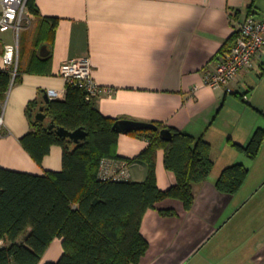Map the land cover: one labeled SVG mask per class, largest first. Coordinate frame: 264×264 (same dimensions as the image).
I'll return each instance as SVG.
<instances>
[{"label":"crops","instance_id":"1","mask_svg":"<svg viewBox=\"0 0 264 264\" xmlns=\"http://www.w3.org/2000/svg\"><path fill=\"white\" fill-rule=\"evenodd\" d=\"M34 4L35 13L28 9L31 24L19 35L18 77L12 76L0 101V167L38 175L61 170V146L52 145L39 164L21 145L20 138L30 129L26 109L49 91L64 99L60 65L88 58L93 80L103 87L94 99L103 116L160 123L202 137L212 148L213 168L204 181L193 184L189 211L181 201L167 198L143 214L140 233L148 248L136 264H264V139L254 158L234 145L244 147L255 131L264 130V48L231 81L234 92L203 84L204 74L233 45L246 16L264 20V0ZM6 32L7 42H12V32ZM148 144L145 137L118 133L115 159L127 161L129 180L146 178L148 166L137 156ZM236 163L248 169L243 183L232 194L218 190L220 173ZM155 176L161 190L175 181L161 148L156 151ZM158 208H173L176 214L163 216ZM62 253V238L55 237L40 264L55 262Z\"/></svg>","mask_w":264,"mask_h":264},{"label":"trees","instance_id":"2","mask_svg":"<svg viewBox=\"0 0 264 264\" xmlns=\"http://www.w3.org/2000/svg\"><path fill=\"white\" fill-rule=\"evenodd\" d=\"M35 13L34 0H27ZM251 15V14H248ZM18 73L15 75V79ZM12 80L8 70L0 69V101ZM81 86L66 83L64 99L45 103L32 100L26 113L30 129L20 143L41 163L52 145L62 148V168L32 174L0 167V264H40L47 246L62 238L63 253L55 262L43 264H136L148 248L140 233L145 211L157 202L177 199L189 211L194 202L193 184L204 181L213 168L211 144L202 137L169 128L170 141L159 130L131 131L149 144L137 156L148 166L143 181L102 180L98 168L103 158H119L115 148L118 133L112 130L114 118L103 116L86 101ZM44 105V120L35 119ZM55 126L50 128L49 126ZM159 129L165 128L154 123ZM56 127L75 130L82 127L87 136L78 143L57 134ZM264 139L258 129L246 146L234 145L254 158ZM164 151V165L173 173L174 183L165 190L157 186V149ZM248 169L236 163L225 167L215 182L218 190L232 194L243 183ZM163 216L175 215L173 208H158ZM30 231L27 232V229ZM27 232L22 242L17 239Z\"/></svg>","mask_w":264,"mask_h":264},{"label":"built area","instance_id":"3","mask_svg":"<svg viewBox=\"0 0 264 264\" xmlns=\"http://www.w3.org/2000/svg\"><path fill=\"white\" fill-rule=\"evenodd\" d=\"M30 24L27 0H0V34L10 30L13 39L12 42H6L0 37V69L10 71L13 77L16 75L19 35ZM263 48L264 20L247 15L238 29L233 45L223 54L216 68L204 74L203 84L211 88L223 87L226 92H234L231 81L241 70L252 65L254 57L260 55ZM58 73L66 83L81 86L86 101L94 100L103 89L93 80L88 58L67 60L60 65ZM195 89L196 87L193 88ZM47 95L51 99L55 98L57 93L49 91ZM243 97L246 98V95ZM97 175L102 180H129L128 163L126 160L103 158Z\"/></svg>","mask_w":264,"mask_h":264},{"label":"water","instance_id":"4","mask_svg":"<svg viewBox=\"0 0 264 264\" xmlns=\"http://www.w3.org/2000/svg\"><path fill=\"white\" fill-rule=\"evenodd\" d=\"M44 47L42 48V50ZM41 50V54L44 55L45 53ZM50 98L47 94H44V101L45 103L49 102ZM44 105L38 108V111L35 114V119L37 120H44L46 114L44 113ZM54 124H51L49 127H54ZM152 130L157 131L159 130V134L163 140L170 141L172 139V132L169 128H161L159 129L158 126L151 122H139V121H131V120H124L118 119L112 124V130L117 133H129L131 131L137 130ZM57 134L63 137H68L75 143L83 140L87 136V132L82 128L79 127L75 130H67L64 127H56Z\"/></svg>","mask_w":264,"mask_h":264},{"label":"rangeland","instance_id":"5","mask_svg":"<svg viewBox=\"0 0 264 264\" xmlns=\"http://www.w3.org/2000/svg\"><path fill=\"white\" fill-rule=\"evenodd\" d=\"M31 29H32V26H31V28L28 30V32H30ZM0 37L2 38L1 40H6V42L10 40V38H9V32L1 33V34H0ZM22 60H23V57H22ZM256 78H257V76H256ZM254 79H255V75H254ZM243 96H244V95H243ZM246 98H248L247 95H246Z\"/></svg>","mask_w":264,"mask_h":264}]
</instances>
